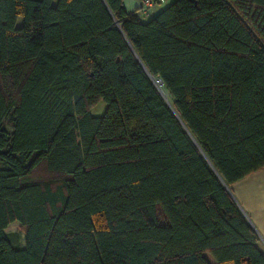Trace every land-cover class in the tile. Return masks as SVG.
<instances>
[{
    "label": "trees",
    "instance_id": "1",
    "mask_svg": "<svg viewBox=\"0 0 264 264\" xmlns=\"http://www.w3.org/2000/svg\"><path fill=\"white\" fill-rule=\"evenodd\" d=\"M136 12L0 0V264H264V0Z\"/></svg>",
    "mask_w": 264,
    "mask_h": 264
},
{
    "label": "crops",
    "instance_id": "2",
    "mask_svg": "<svg viewBox=\"0 0 264 264\" xmlns=\"http://www.w3.org/2000/svg\"><path fill=\"white\" fill-rule=\"evenodd\" d=\"M170 1L156 2L143 13L137 10H142V0H122V4L127 12L137 11L140 18L146 20ZM228 190L256 229L260 239L258 245L264 250V166L232 182Z\"/></svg>",
    "mask_w": 264,
    "mask_h": 264
},
{
    "label": "rangeland",
    "instance_id": "3",
    "mask_svg": "<svg viewBox=\"0 0 264 264\" xmlns=\"http://www.w3.org/2000/svg\"><path fill=\"white\" fill-rule=\"evenodd\" d=\"M142 7H143V4H142ZM137 10L140 13L145 12L143 9L139 10V8H138ZM103 109H104V103L99 102L96 106H94L91 109V114L92 115H99L103 111ZM5 127L7 129H10V127H11L10 121H8V120L5 121ZM32 177H34L36 179H53V178H55V175L53 173H51L50 171H48L44 165H39L33 170ZM5 231H6V233L16 235L19 245H23L22 233H21V229L19 227L18 222L10 223L6 227ZM206 258H207L209 264H215L214 261L211 259V257L208 254H206Z\"/></svg>",
    "mask_w": 264,
    "mask_h": 264
},
{
    "label": "built area",
    "instance_id": "4",
    "mask_svg": "<svg viewBox=\"0 0 264 264\" xmlns=\"http://www.w3.org/2000/svg\"><path fill=\"white\" fill-rule=\"evenodd\" d=\"M164 0H142L143 7L142 9L145 10L147 7L152 6L154 3H160Z\"/></svg>",
    "mask_w": 264,
    "mask_h": 264
},
{
    "label": "water",
    "instance_id": "5",
    "mask_svg": "<svg viewBox=\"0 0 264 264\" xmlns=\"http://www.w3.org/2000/svg\"><path fill=\"white\" fill-rule=\"evenodd\" d=\"M157 83H159V84H160V83H161V82H160V80H157Z\"/></svg>",
    "mask_w": 264,
    "mask_h": 264
},
{
    "label": "bare ground",
    "instance_id": "6",
    "mask_svg": "<svg viewBox=\"0 0 264 264\" xmlns=\"http://www.w3.org/2000/svg\"><path fill=\"white\" fill-rule=\"evenodd\" d=\"M160 85V84H159Z\"/></svg>",
    "mask_w": 264,
    "mask_h": 264
}]
</instances>
